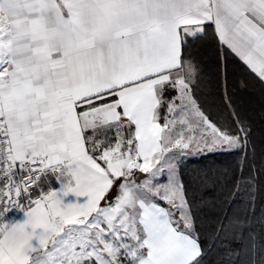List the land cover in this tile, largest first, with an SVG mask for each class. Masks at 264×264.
I'll return each mask as SVG.
<instances>
[{
  "label": "snow or ice",
  "instance_id": "6c2138e0",
  "mask_svg": "<svg viewBox=\"0 0 264 264\" xmlns=\"http://www.w3.org/2000/svg\"><path fill=\"white\" fill-rule=\"evenodd\" d=\"M0 264H264V0H0Z\"/></svg>",
  "mask_w": 264,
  "mask_h": 264
}]
</instances>
